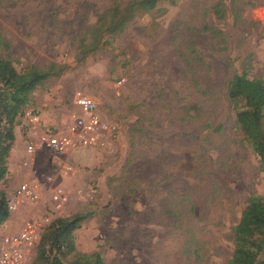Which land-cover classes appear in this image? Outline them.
<instances>
[{
  "label": "rangeland",
  "instance_id": "1",
  "mask_svg": "<svg viewBox=\"0 0 264 264\" xmlns=\"http://www.w3.org/2000/svg\"><path fill=\"white\" fill-rule=\"evenodd\" d=\"M129 1L0 0V57L18 70L64 66L32 94L37 133L28 136L25 113L16 120L23 154L12 160L38 161L44 179L27 219L42 232L57 217L93 212L76 245L99 250L106 264H227L248 199L264 196L260 158L228 95L235 74L264 79V0H160L122 32L96 31L102 15L113 22L110 10ZM86 47L95 50L81 60ZM79 93L97 101L113 130L93 147L47 151L42 134H66L83 116ZM32 141L39 145L29 152ZM49 176L68 195L60 207ZM35 257L36 249L25 264Z\"/></svg>",
  "mask_w": 264,
  "mask_h": 264
},
{
  "label": "trees",
  "instance_id": "2",
  "mask_svg": "<svg viewBox=\"0 0 264 264\" xmlns=\"http://www.w3.org/2000/svg\"><path fill=\"white\" fill-rule=\"evenodd\" d=\"M159 1L130 0L123 9L116 6L110 10L114 21L109 23L108 15H102L96 31L122 32L138 13L155 9ZM94 50L95 47H86L81 60ZM63 71L64 66L55 63L46 68L32 65L18 70L10 59L0 57V117L6 121L0 131V185L4 186L0 188V226L10 216L8 184L4 183L9 179V158L16 140V120L30 109L34 91L52 75L61 76ZM228 95L236 108L237 124L259 156L264 170V79L250 78L245 72L235 74L228 83ZM92 217L93 212H78L53 219L42 229L35 248L34 264H67L65 260L68 257H73L68 264H106L99 250L83 252L76 245L75 231ZM234 241L233 255L227 264H264V259H261L264 257V196L253 195L248 199L234 227Z\"/></svg>",
  "mask_w": 264,
  "mask_h": 264
},
{
  "label": "built area",
  "instance_id": "3",
  "mask_svg": "<svg viewBox=\"0 0 264 264\" xmlns=\"http://www.w3.org/2000/svg\"><path fill=\"white\" fill-rule=\"evenodd\" d=\"M75 103L81 109L83 116L76 117L70 124L68 132L63 133H44L39 139V143L46 149L55 154L68 153L75 148L86 149L96 145L104 133L113 130V126L104 121L98 112V103L90 96L79 93L76 96ZM26 116L31 122L39 121V114L31 108L26 111ZM6 121L0 117V131L3 130ZM38 142L32 141L28 151L33 152ZM35 145V146H34ZM47 181L53 185L52 200L57 207L62 205L68 199L65 188L60 185H54V177H47ZM42 199V193L36 185L23 183L9 197L10 210H16L26 202L37 203ZM42 223L33 218L27 220L24 226L14 232L0 236V264H25L26 259L36 248L41 236Z\"/></svg>",
  "mask_w": 264,
  "mask_h": 264
},
{
  "label": "crops",
  "instance_id": "4",
  "mask_svg": "<svg viewBox=\"0 0 264 264\" xmlns=\"http://www.w3.org/2000/svg\"><path fill=\"white\" fill-rule=\"evenodd\" d=\"M38 114H39V121L33 122L34 125H32L31 128L29 129L28 136L30 138L33 136L32 134L34 131L36 133L38 131L37 129L40 124L41 117H42V114H40L39 112ZM19 140H20V137L16 133L15 146L12 149V152H11L12 154L10 155L11 157L9 158L10 160L9 161V172L10 173L8 177L10 178V181H9L8 186L6 187L8 196L11 197L13 193L17 190V188H19L20 185L26 182V183H31L33 185H36L37 188L41 191L42 199H43L44 195L42 192V186H43L44 179L37 175V163L35 162H38V161H34V160L29 161V159L28 160L20 159L19 163H16L15 161L12 160L13 152L16 153L18 151L19 142H20ZM46 150L49 151L48 149ZM17 153H20L19 155L23 154V149L19 150ZM51 162H52L51 164L53 165V167H56V170L57 169L61 170L60 162H62V159L55 158ZM42 199L37 203L26 202L25 204H22L21 206H19L16 210L11 211L9 218L4 222V224L0 226V236L4 234H8V233H14L20 230L24 226L27 220L33 219V218L27 219L29 217V212L31 213V211L33 210V206H38L40 202L42 201ZM25 212H28L27 216L24 215Z\"/></svg>",
  "mask_w": 264,
  "mask_h": 264
}]
</instances>
